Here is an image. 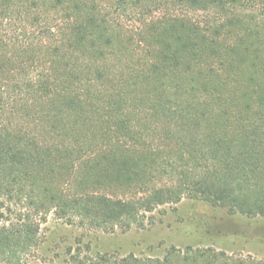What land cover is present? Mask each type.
Returning a JSON list of instances; mask_svg holds the SVG:
<instances>
[{
  "label": "trees",
  "instance_id": "trees-1",
  "mask_svg": "<svg viewBox=\"0 0 264 264\" xmlns=\"http://www.w3.org/2000/svg\"><path fill=\"white\" fill-rule=\"evenodd\" d=\"M183 200L264 218V0H0V264L49 215L127 232ZM77 248L57 264H264Z\"/></svg>",
  "mask_w": 264,
  "mask_h": 264
},
{
  "label": "rangeland",
  "instance_id": "rangeland-1",
  "mask_svg": "<svg viewBox=\"0 0 264 264\" xmlns=\"http://www.w3.org/2000/svg\"><path fill=\"white\" fill-rule=\"evenodd\" d=\"M153 222L127 232H94L68 226L49 215L28 264L63 261L67 249L124 257L161 256L168 248L213 247L229 255L264 259V218L229 216L209 204L183 200L151 214ZM80 244V246L78 245ZM58 257V258H57Z\"/></svg>",
  "mask_w": 264,
  "mask_h": 264
}]
</instances>
